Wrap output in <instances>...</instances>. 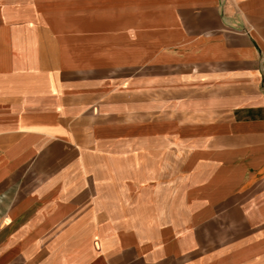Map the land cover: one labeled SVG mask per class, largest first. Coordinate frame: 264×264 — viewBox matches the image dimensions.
I'll use <instances>...</instances> for the list:
<instances>
[{
    "label": "crops",
    "instance_id": "1",
    "mask_svg": "<svg viewBox=\"0 0 264 264\" xmlns=\"http://www.w3.org/2000/svg\"><path fill=\"white\" fill-rule=\"evenodd\" d=\"M0 264H264V0H0Z\"/></svg>",
    "mask_w": 264,
    "mask_h": 264
},
{
    "label": "rangeland",
    "instance_id": "2",
    "mask_svg": "<svg viewBox=\"0 0 264 264\" xmlns=\"http://www.w3.org/2000/svg\"><path fill=\"white\" fill-rule=\"evenodd\" d=\"M151 73V72H150ZM122 99V98H121ZM138 115H140V114H138ZM168 115V114H167ZM168 117H171V112H170V114H169V116Z\"/></svg>",
    "mask_w": 264,
    "mask_h": 264
},
{
    "label": "built area",
    "instance_id": "3",
    "mask_svg": "<svg viewBox=\"0 0 264 264\" xmlns=\"http://www.w3.org/2000/svg\"><path fill=\"white\" fill-rule=\"evenodd\" d=\"M239 1H242V0H239Z\"/></svg>",
    "mask_w": 264,
    "mask_h": 264
}]
</instances>
